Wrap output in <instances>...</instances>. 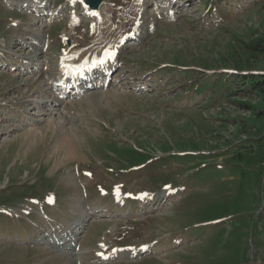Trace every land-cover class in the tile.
<instances>
[{"label": "rangeland", "instance_id": "374dc122", "mask_svg": "<svg viewBox=\"0 0 264 264\" xmlns=\"http://www.w3.org/2000/svg\"><path fill=\"white\" fill-rule=\"evenodd\" d=\"M12 1H0V53L14 68L24 62L35 68L41 57L47 68L43 74L0 70V264L74 263L81 249L73 256L38 242L47 228L44 221L33 226L39 221L37 204L51 215L46 199L54 212L62 211L81 192L110 212L115 191L123 198L122 208L113 218L88 223L78 264L107 262L92 254L104 236L110 248L149 245L158 251L106 264H264V102L236 81L241 70L264 71V56L253 49L264 34V7L210 30L205 0H144V23L153 21L156 31L144 29V37L122 49L114 84L67 100L43 116L49 98L43 84L58 73L68 51L66 41L59 49L61 29L64 36L68 28L74 30L72 14L79 15L81 8L54 0L63 3V21L49 26L26 21L27 14L17 10L25 0ZM106 1L113 28H103L105 8L100 33L88 18L75 24L73 37L87 51L127 35L138 11L136 0H121L120 7ZM230 2L222 4L227 13L245 4ZM166 6L176 9L174 18L160 20L154 10ZM45 29L52 48L42 54L29 38ZM202 83L217 84L202 85L206 92L194 94L200 100L196 108H178L174 101L190 98L188 84ZM140 85L143 90H134ZM49 117L56 118L54 127ZM68 129L78 157L67 163L57 150H63L58 140ZM167 186L178 195L175 200L155 198V209L136 207V197L158 195Z\"/></svg>", "mask_w": 264, "mask_h": 264}, {"label": "bare ground", "instance_id": "6f19581e", "mask_svg": "<svg viewBox=\"0 0 264 264\" xmlns=\"http://www.w3.org/2000/svg\"><path fill=\"white\" fill-rule=\"evenodd\" d=\"M30 1V0H29ZM34 1V0H33ZM30 2H32V1H30ZM44 2V0H36V3H38V4H41V3H43ZM102 9L100 10H98L96 13H91V16H93L95 19H99V20H101V19H103V14H102V10H103V8H104V4H103V6L101 7ZM101 11V12H100ZM103 50L102 49H99V52H98V54L96 53L94 56H98L101 52H102ZM105 52H106V55H105V57H107L108 55H109V50L107 51V50H105ZM92 55L94 54V53H91ZM65 60L62 62V64L64 65V68L63 69H65V70H70L71 69V66H70V63L72 62H77V63H79L78 61L80 60V59H78L77 57H74L73 55H66L65 57ZM104 92V91H103ZM105 93H106V91H105ZM104 93V94H105ZM60 102H61V99L60 98H53V100L52 101H50V104L52 105V106H57V104H60ZM52 111H53V109H51V115L53 114L52 113ZM49 113V114H50ZM61 114V112L60 111H55V113L54 114ZM48 114V113H47ZM46 114V115H47ZM61 116V115H60ZM48 120V124L50 125L49 127H51V126H53L54 127V125L56 124V118H54V117H49V119H47ZM62 119H61V117H58V120H57V124L59 125L60 123H62ZM65 121V120H64ZM34 130H35V128L34 129H31V131H33L34 132ZM73 137L74 136H72V132H70V130L68 129V131H63L61 134H60V139L58 140V145H60L61 146V149H63L64 150V152H63V150H57V152H58V156H60V154L62 153V157H59L60 158V160H65V161H67V163L69 162V161H71V160H74V159H76L77 157H78V155H77V152H76V149H75V147H73V141H74V139H73ZM60 149V148H59ZM58 159V158H57ZM58 161V160H57ZM82 215H83V212L81 213ZM100 245L101 246H104V243L102 242V243H100ZM143 248V247H142ZM79 250H80V248H79ZM79 250L77 249V250H75V251H72V252H74L73 253V256H75V255H78V253H75V252H79ZM127 249H124V248H115V249H113V250H111L110 252H108V253H100V255H101V257L103 258V259H106L107 258V256H111V255H113V256H119V255H121L122 253H124L125 251H126ZM133 255L134 256H136V255H138V254H141V253H143L144 251H146L147 252V250H145V249H140V248H133ZM62 255V254H61ZM70 255V254H69ZM68 255V256H69ZM69 264H74V263H72V261L71 260H69Z\"/></svg>", "mask_w": 264, "mask_h": 264}, {"label": "trees", "instance_id": "16d2710c", "mask_svg": "<svg viewBox=\"0 0 264 264\" xmlns=\"http://www.w3.org/2000/svg\"><path fill=\"white\" fill-rule=\"evenodd\" d=\"M252 1L253 5H251L248 10L244 11V14H248L257 8L264 7V0ZM253 43L254 51L264 56V34ZM241 71H243L242 75L237 78L240 81L239 84L246 85L248 89H250V92L253 91L254 94L259 95L261 100L264 102V71L254 69Z\"/></svg>", "mask_w": 264, "mask_h": 264}, {"label": "water", "instance_id": "95a60500", "mask_svg": "<svg viewBox=\"0 0 264 264\" xmlns=\"http://www.w3.org/2000/svg\"><path fill=\"white\" fill-rule=\"evenodd\" d=\"M85 2L90 8L95 9L98 6L100 0H86Z\"/></svg>", "mask_w": 264, "mask_h": 264}]
</instances>
